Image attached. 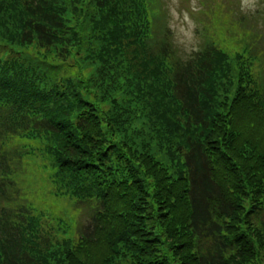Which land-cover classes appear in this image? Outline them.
<instances>
[{
    "label": "trees",
    "instance_id": "1",
    "mask_svg": "<svg viewBox=\"0 0 264 264\" xmlns=\"http://www.w3.org/2000/svg\"><path fill=\"white\" fill-rule=\"evenodd\" d=\"M212 1L183 56L166 0H0V264H264V28Z\"/></svg>",
    "mask_w": 264,
    "mask_h": 264
},
{
    "label": "rangeland",
    "instance_id": "2",
    "mask_svg": "<svg viewBox=\"0 0 264 264\" xmlns=\"http://www.w3.org/2000/svg\"><path fill=\"white\" fill-rule=\"evenodd\" d=\"M235 8H228L232 12H241L251 19V14L258 19L257 25L260 29L264 28V2L261 0H226L225 3ZM212 0H166L167 19L166 24L174 36V43L179 48L183 56H189L197 51L203 44L204 34L203 25L199 20L208 21L203 15L199 16L200 11L207 12L212 10L209 4ZM256 32V30H254ZM264 39V34L256 32ZM263 43H260V46ZM92 70L86 73L90 76Z\"/></svg>",
    "mask_w": 264,
    "mask_h": 264
}]
</instances>
